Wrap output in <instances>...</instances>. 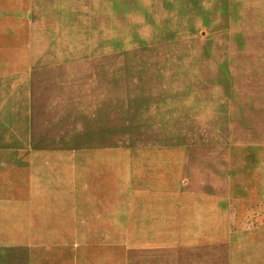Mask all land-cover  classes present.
Returning a JSON list of instances; mask_svg holds the SVG:
<instances>
[{
	"label": "rangeland",
	"instance_id": "374dc122",
	"mask_svg": "<svg viewBox=\"0 0 264 264\" xmlns=\"http://www.w3.org/2000/svg\"><path fill=\"white\" fill-rule=\"evenodd\" d=\"M0 15V196L18 203L0 264L264 250V0H0ZM133 193L167 219L179 203L180 232L130 234Z\"/></svg>",
	"mask_w": 264,
	"mask_h": 264
},
{
	"label": "crops",
	"instance_id": "0c3cea01",
	"mask_svg": "<svg viewBox=\"0 0 264 264\" xmlns=\"http://www.w3.org/2000/svg\"><path fill=\"white\" fill-rule=\"evenodd\" d=\"M1 182H0V192H1ZM85 188L83 192L84 200L92 205V213L91 218L94 222L98 223L101 219L100 209L97 204H100L99 197L93 195L90 191ZM136 196L138 201L134 204V200L130 201V210L128 213V223L130 225V234H136L141 238H145V235L148 233L152 234H162L164 237L177 235L181 230L182 220H183V212L181 210V205L176 203L173 208L170 209V217L167 219L166 214H164L161 209H157V207L153 206L148 201L146 196L142 194H132V197ZM133 197V199H134ZM18 207V203L15 201L8 202L7 200L1 199L0 196V239H4L7 237V220L12 219V215H16V211H10L11 209L16 210ZM167 213V212H166ZM168 214V213H167ZM77 217L79 218V229L80 231H84V220L86 214L77 213ZM102 224L106 227L107 223H98ZM100 228L98 225H94V227L89 228V232L99 231ZM137 237V239H139ZM238 254L235 255V259L232 261L233 264H263L264 261V250L256 249L253 255L250 254L247 249L246 250H238Z\"/></svg>",
	"mask_w": 264,
	"mask_h": 264
},
{
	"label": "bare ground",
	"instance_id": "6f19581e",
	"mask_svg": "<svg viewBox=\"0 0 264 264\" xmlns=\"http://www.w3.org/2000/svg\"><path fill=\"white\" fill-rule=\"evenodd\" d=\"M6 1H7V0H6ZM1 3H2V2H1ZM3 4H4V3H3ZM7 4H9V3L7 2ZM7 4H6V5H7ZM2 7H3V6H2ZM7 7H10V5L7 6ZM3 8H6V6L3 7ZM4 12H5V11H4ZM0 16H1V15H0ZM5 16H6V15H5ZM10 17H12V16H10ZM10 17H9V18H10ZM14 17H16V16H14ZM7 20H8V19H7ZM19 20H21V19H19ZM19 20H18V23H19ZM0 21H1V20H0ZM3 21H6L5 18H4ZM6 22H8V21H6ZM12 22H13V21H12ZM9 23H10V25L12 24L11 22H9ZM21 23H22V22H21ZM15 24H16V23H15ZM19 24H20V23H19ZM19 24H18V25H19ZM17 29H18V28H17ZM17 29H16V30H17ZM16 30H15V32H14V31H13V32L16 33ZM11 33H12V31H11ZM18 34H19V33H18ZM18 34H17V37L20 35V34H19V35H18ZM12 35H14V34H12ZM20 37H21V35H20ZM1 38H2V37H1ZM1 38H0V39H1ZM6 40H7V39H6ZM6 40H5V41H6ZM8 40H10V39H8ZM10 41H11V40H10ZM16 41H17V40H16ZM7 42H9V41H7ZM11 42H13V41H11ZM11 42H9L8 44H7L6 42H5V43H6L7 45H9ZM0 43H2V40H0ZM15 44H16V43H15ZM0 45H1V44H0ZM3 45H4V44H3ZM11 45H12V44H11ZM7 47H8V46H7ZM9 48H10V47H9ZM4 49H5V48H4ZM6 49H7V48H6ZM9 50H11V49H9ZM65 67H66V66H65ZM81 67H82V66H81ZM66 68H67V67H66ZM93 70H94L95 74L98 73L99 75H102L103 70H104V67L101 66V65H100V66H94V67H93ZM83 79L86 80L84 77H83ZM83 79L75 80L74 83H73V85H72L71 87H73V88H77L78 85H80V84L82 83ZM56 96H57V95H56ZM57 97H58V96H57ZM62 97H63V96H62ZM26 98H27V97H26ZM54 98H55V96H54ZM54 98L52 97V99H54ZM58 98H59V97H58ZM56 99H57V98H56ZM46 100H47V99H46ZM54 100H55V99H54ZM48 101H49V100H48ZM26 103H27V102H26ZM28 112H29V111H28Z\"/></svg>",
	"mask_w": 264,
	"mask_h": 264
}]
</instances>
